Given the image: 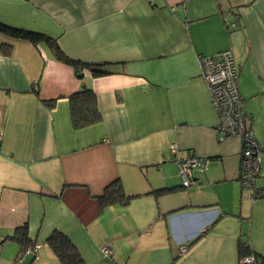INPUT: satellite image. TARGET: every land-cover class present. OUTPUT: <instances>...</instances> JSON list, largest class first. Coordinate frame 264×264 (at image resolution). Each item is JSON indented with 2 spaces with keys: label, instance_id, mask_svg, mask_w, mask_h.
Masks as SVG:
<instances>
[{
  "label": "crops",
  "instance_id": "crops-1",
  "mask_svg": "<svg viewBox=\"0 0 264 264\" xmlns=\"http://www.w3.org/2000/svg\"><path fill=\"white\" fill-rule=\"evenodd\" d=\"M0 22L106 73L79 81L45 43L0 34V264H58L53 231L85 264L264 259V198L241 189L242 145L220 139L198 63L232 52L264 190V0H0ZM82 86L101 119L74 130L67 97ZM171 144L207 161L189 188ZM117 180L129 204L100 210L96 198ZM22 227L34 244L19 256L5 239Z\"/></svg>",
  "mask_w": 264,
  "mask_h": 264
},
{
  "label": "built area",
  "instance_id": "built-area-1",
  "mask_svg": "<svg viewBox=\"0 0 264 264\" xmlns=\"http://www.w3.org/2000/svg\"><path fill=\"white\" fill-rule=\"evenodd\" d=\"M149 4L152 0H146ZM232 28L235 27L233 24ZM200 74L208 90L211 105L218 117L217 132L220 139L233 137L242 145V160L240 173V186L248 191V199L255 201L264 198V190L255 189V180L259 175V151L253 135L246 130L243 118L240 98L238 94V70L230 50L219 52L209 57H199ZM1 142V134H0ZM177 148L170 145L172 160L179 167L178 176L181 186L189 188L196 182V175H202L207 166V161L195 156L179 158ZM185 245L180 246V255L186 252ZM104 255L109 254L108 248L102 249ZM238 264H264V259L257 258L253 254H246L239 258Z\"/></svg>",
  "mask_w": 264,
  "mask_h": 264
},
{
  "label": "trees",
  "instance_id": "trees-1",
  "mask_svg": "<svg viewBox=\"0 0 264 264\" xmlns=\"http://www.w3.org/2000/svg\"><path fill=\"white\" fill-rule=\"evenodd\" d=\"M0 34L11 39L25 40L34 45L41 42L45 43L51 49L57 61L72 68L75 77L79 81L85 78L87 72L91 77H99L106 74L99 71L96 66H91L79 60L69 58L62 52L56 41L46 35L12 28L1 22ZM8 47L9 46L1 45V53L3 55L9 54ZM67 100L69 103L71 126L74 130L92 126L100 121L101 116L97 107L96 96L91 88L82 86L78 91L69 95ZM43 102L49 107H53L55 104L54 100ZM131 198L132 197L125 195L120 182L117 180L106 186L102 195L98 196L96 201L100 210H102L112 205L127 206ZM5 241H15L19 244V256L24 254L25 250L34 244V242H31L27 238L26 227L17 229L11 236H8ZM46 244L56 257L58 264H85L77 248L68 237L61 232L53 231L46 240ZM243 254L244 252L240 251V256Z\"/></svg>",
  "mask_w": 264,
  "mask_h": 264
}]
</instances>
